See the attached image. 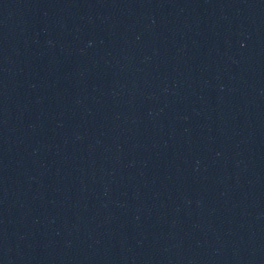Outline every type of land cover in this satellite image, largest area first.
Instances as JSON below:
<instances>
[{"label": "water", "instance_id": "95a60500", "mask_svg": "<svg viewBox=\"0 0 264 264\" xmlns=\"http://www.w3.org/2000/svg\"><path fill=\"white\" fill-rule=\"evenodd\" d=\"M0 264H264V0H0Z\"/></svg>", "mask_w": 264, "mask_h": 264}]
</instances>
